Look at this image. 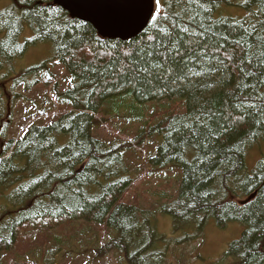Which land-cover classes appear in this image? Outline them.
Here are the masks:
<instances>
[{
  "label": "trees",
  "instance_id": "1",
  "mask_svg": "<svg viewBox=\"0 0 264 264\" xmlns=\"http://www.w3.org/2000/svg\"><path fill=\"white\" fill-rule=\"evenodd\" d=\"M160 6L157 20L128 41L99 38L52 0H7L0 10V71L28 45L46 42L73 83L60 102L46 104L43 124L14 139L9 121L22 96L16 88L56 92L59 83L51 72L37 78L45 62L0 75V264L51 251L61 235L89 224L109 234L98 258L163 264L167 240L157 213L174 230L194 227L193 238L210 222L219 229L238 223L242 234L226 255L235 264H264V0ZM231 7L241 16L222 14ZM25 29L32 37L21 42ZM121 108L141 127L134 139L100 140L98 115ZM151 136L156 149L142 165L153 182L143 191L154 197L140 200L142 173L128 171L124 159ZM159 189L175 192L152 210L156 195L169 198Z\"/></svg>",
  "mask_w": 264,
  "mask_h": 264
},
{
  "label": "rangeland",
  "instance_id": "2",
  "mask_svg": "<svg viewBox=\"0 0 264 264\" xmlns=\"http://www.w3.org/2000/svg\"><path fill=\"white\" fill-rule=\"evenodd\" d=\"M6 3L7 0H0V10L6 6ZM239 11L241 10L235 7L221 10L222 14L228 17H232L231 14L233 12L237 13L233 17H240ZM31 37V31L25 29L20 40L23 42V40L30 39ZM43 62L46 63L47 69L41 71L37 78H48L51 77L49 72L53 73L55 80L59 83L57 91L54 92L50 88L46 90L44 88L32 87L26 90L23 87H17L16 92L22 96L14 103L12 115L10 116V138H20L32 123L43 124L46 118L50 116V113L44 108L46 104L49 101L60 102L61 93L73 87L70 75L58 64L57 59L54 58L51 44L46 42L28 45L26 51L21 56L15 58L11 63L5 64L0 71V75H5L2 71L8 69L9 73L7 75L15 77L23 70L37 66ZM7 83H10V79ZM116 105L113 104L111 107ZM142 109L143 105L137 106L138 112ZM182 109L183 107L180 108V110ZM149 110H154V106L149 107ZM98 118L100 119V125L95 128L94 134L106 143H111L116 137L121 141H132L141 128L135 116L122 108L117 113L116 109L102 112L98 115ZM155 137L158 138V136ZM156 141L151 136L125 154L124 162L128 171L132 170L142 173L137 182V194L140 200L147 196L154 197L152 191H143L144 189H150L153 182L151 177L145 175L143 168L145 164L143 162L147 155L149 156L155 151ZM248 157V166L251 168L253 162H255L256 153L252 151ZM176 171L173 169L171 172L176 173ZM159 190L165 192L167 194L166 197L169 196V198L166 199L164 196L159 197L156 195L153 200L154 204H148V207L152 210L157 209V207L159 209L160 206L158 205L164 204L168 199L172 198L175 192L173 189ZM132 191L133 189L127 195L131 194ZM3 202L5 200L0 199V206L1 204L4 205ZM156 227L158 232L163 234L167 240V244L163 243L167 247V256L163 260V264H235V261L228 257L226 253L230 244L238 240L242 234L243 227L238 223H229L224 229H219L210 222L205 226L201 236L193 238L195 234L194 227L187 225L181 229L174 230L171 219L157 213ZM75 228L76 231L73 229L68 231L67 236L61 235L58 243L49 248L51 251L43 250L35 252L27 258L22 259L21 264H118L112 254L103 258H98L95 254L96 249L109 238L107 232L106 234L102 230H99L101 228L100 225L89 224L86 227L76 226ZM2 264H12V260L9 257H5Z\"/></svg>",
  "mask_w": 264,
  "mask_h": 264
},
{
  "label": "water",
  "instance_id": "3",
  "mask_svg": "<svg viewBox=\"0 0 264 264\" xmlns=\"http://www.w3.org/2000/svg\"><path fill=\"white\" fill-rule=\"evenodd\" d=\"M71 19L90 24L101 39L128 41L141 34L154 0H52Z\"/></svg>",
  "mask_w": 264,
  "mask_h": 264
},
{
  "label": "snow or ice",
  "instance_id": "4",
  "mask_svg": "<svg viewBox=\"0 0 264 264\" xmlns=\"http://www.w3.org/2000/svg\"><path fill=\"white\" fill-rule=\"evenodd\" d=\"M160 7V0H155L154 10H149L148 12V17L151 18L153 21L157 20L160 12Z\"/></svg>",
  "mask_w": 264,
  "mask_h": 264
}]
</instances>
